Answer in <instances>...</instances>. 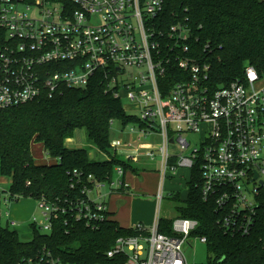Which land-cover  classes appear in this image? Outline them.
<instances>
[{"label": "built area", "instance_id": "built-area-1", "mask_svg": "<svg viewBox=\"0 0 264 264\" xmlns=\"http://www.w3.org/2000/svg\"><path fill=\"white\" fill-rule=\"evenodd\" d=\"M67 1L0 0V110L86 88L101 74L107 91L141 114L131 129L134 137L115 141L113 151L134 164L141 157L159 162L157 199L169 170L188 168L191 180L198 167L202 199L214 205L219 228L232 236L252 235L264 195V77L248 65L243 78L214 85L208 64L192 53L189 26L158 21L165 0ZM172 133L182 152L191 147L184 134L199 135L200 145L175 157ZM155 136L157 144L142 142ZM125 176L116 167L106 182L92 175L86 181L74 171L83 188L64 199L37 201L42 219L33 217L30 227L51 233L60 217L99 225L110 218L107 198L130 188ZM8 196L1 199L7 207ZM6 216L15 227L10 211ZM160 224L159 212L151 225L136 224L130 228L135 235L118 238L108 258L124 256V264H192L184 247L194 238L207 243L193 236L199 222L172 220V236L161 233ZM19 264L64 263L44 250Z\"/></svg>", "mask_w": 264, "mask_h": 264}, {"label": "trees", "instance_id": "trees-1", "mask_svg": "<svg viewBox=\"0 0 264 264\" xmlns=\"http://www.w3.org/2000/svg\"><path fill=\"white\" fill-rule=\"evenodd\" d=\"M158 21L167 27L180 21L189 26L192 53L208 64L214 85L243 78L248 65L264 77V0H165ZM106 88L99 74L86 88L67 89L51 99L0 110V177L10 180L7 194L11 203L25 198L53 202L76 194L85 184H76L74 171L81 172L86 181L92 175L100 182L112 179L116 167L138 174L133 162L114 153L110 134L115 122L124 129L139 121ZM79 130L86 132L88 141L106 160L91 158L86 148H68L67 141ZM34 143H41L58 163L37 164L31 152ZM200 184L196 167L178 211L181 218L199 222L193 236L207 239L213 254L209 264H264V195L254 233L232 236L219 228L215 207L202 199ZM1 213L0 198V264H19L44 250L64 264H124V256L111 259L107 252L118 238L135 235L112 218L89 226L60 217L48 234L31 225L32 240L24 242L3 223ZM159 231L172 236V221L161 219Z\"/></svg>", "mask_w": 264, "mask_h": 264}, {"label": "rangeland", "instance_id": "rangeland-1", "mask_svg": "<svg viewBox=\"0 0 264 264\" xmlns=\"http://www.w3.org/2000/svg\"><path fill=\"white\" fill-rule=\"evenodd\" d=\"M130 103L123 100V106L128 115L140 118L141 114L138 111L131 109ZM137 126L136 123L129 124L126 128H122L119 122H115L112 126L110 139L111 144L117 140L129 142L135 134L131 133V129ZM191 142V147L182 152L177 144V135H170V152L175 157L190 155L194 149L200 145V136L197 134H184ZM75 142L81 148H86L89 151H93L91 158L98 161L106 160V157L100 155L98 150L88 141L87 134L84 130H79L75 133ZM157 136L149 139H144L142 142H154L159 143ZM92 149V150H91ZM32 155L39 164H56V160L49 156L41 143H34L31 147ZM91 153V152H90ZM119 159L125 160V156L118 155ZM138 170V174L134 175L135 178L132 180V188L136 193L137 188L139 190L148 193L149 195H156L159 191V171L160 164L158 161H152L150 159L141 157L138 163L134 164ZM176 174L171 170L168 172V178L166 179L164 189L162 190V199L158 200L155 205V211L159 212L160 218L166 221H172L180 218L178 207L184 204L188 192V181L190 180V169L178 167ZM10 187V182L6 177H0V198L3 200L7 197V190ZM162 189V188H161ZM133 191V194H135ZM157 196V195H156ZM177 200H176V199ZM139 208L144 211V215H151L152 203L148 201L139 202ZM10 211V221L16 222L17 226L11 227L15 231H18L20 239L24 242L32 240V230L30 224L33 217H36L39 221L41 218V210L38 207L36 200L31 198L21 199L18 203H12L9 207L2 203L3 217L2 221L4 224L7 223L8 217L6 213ZM144 218V216H142ZM19 225V226H18ZM184 252L187 259L192 264H209V260L213 258V254L209 251L208 246L203 244L198 238H194L190 245L184 247Z\"/></svg>", "mask_w": 264, "mask_h": 264}, {"label": "crops", "instance_id": "crops-1", "mask_svg": "<svg viewBox=\"0 0 264 264\" xmlns=\"http://www.w3.org/2000/svg\"><path fill=\"white\" fill-rule=\"evenodd\" d=\"M74 139H75V136L74 138H71L67 141L68 148H71V149L81 148V146L78 145L79 143L75 142ZM93 153L94 152L91 151L90 156H92ZM55 160L58 163V159H55ZM35 162L39 164L37 161ZM134 175L135 174H132L130 172L126 173L125 179L130 184V188L128 190L112 194L106 200L107 205L109 207L110 218L117 221L119 225L125 229L133 228L138 223H144L146 225H151L153 221L155 220L156 213H157L154 208L157 203V201L155 200V197L157 198L156 195L158 193L156 195H149L148 193H145L144 191L139 190V188L135 189L136 190V193H135V191L132 188V185H133L132 180L133 178H135ZM133 191L135 194H133ZM141 201H148L152 203L151 215L149 214L144 215V211H142L138 206L139 202ZM10 216H11V212H10ZM142 216H144V218H142Z\"/></svg>", "mask_w": 264, "mask_h": 264}, {"label": "water", "instance_id": "water-1", "mask_svg": "<svg viewBox=\"0 0 264 264\" xmlns=\"http://www.w3.org/2000/svg\"><path fill=\"white\" fill-rule=\"evenodd\" d=\"M256 178H257V176H256Z\"/></svg>", "mask_w": 264, "mask_h": 264}]
</instances>
